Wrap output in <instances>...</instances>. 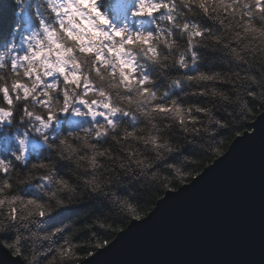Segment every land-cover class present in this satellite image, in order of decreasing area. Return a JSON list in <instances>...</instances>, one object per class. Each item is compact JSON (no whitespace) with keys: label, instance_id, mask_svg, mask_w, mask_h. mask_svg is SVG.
<instances>
[{"label":"clouds","instance_id":"1","mask_svg":"<svg viewBox=\"0 0 264 264\" xmlns=\"http://www.w3.org/2000/svg\"><path fill=\"white\" fill-rule=\"evenodd\" d=\"M260 117L264 0H0V264H94Z\"/></svg>","mask_w":264,"mask_h":264},{"label":"water","instance_id":"2","mask_svg":"<svg viewBox=\"0 0 264 264\" xmlns=\"http://www.w3.org/2000/svg\"><path fill=\"white\" fill-rule=\"evenodd\" d=\"M251 129L128 224L94 264H264V117Z\"/></svg>","mask_w":264,"mask_h":264},{"label":"trees","instance_id":"3","mask_svg":"<svg viewBox=\"0 0 264 264\" xmlns=\"http://www.w3.org/2000/svg\"><path fill=\"white\" fill-rule=\"evenodd\" d=\"M115 7H116V10L119 11L120 6H119V5H116ZM249 128H250V125L248 126L247 129H249ZM247 129H246V130H247ZM244 131H245V130H244ZM234 138H235V137H234ZM234 138H233V139H234ZM233 139H232V140H233ZM231 142H232V141H231ZM226 150H227V149H226ZM226 150H225V151H226ZM212 162H213V161H210L209 164H211ZM209 164H208V165H209ZM201 171H202V170H201ZM155 204H156V203H155ZM155 204H154V205H155ZM154 205L152 206V208L154 207ZM152 208H151V209H152ZM126 226H127V225H126ZM126 226H125V227H126Z\"/></svg>","mask_w":264,"mask_h":264},{"label":"bare ground","instance_id":"4","mask_svg":"<svg viewBox=\"0 0 264 264\" xmlns=\"http://www.w3.org/2000/svg\"><path fill=\"white\" fill-rule=\"evenodd\" d=\"M248 131H252V129H251V125H250V128L249 129H247ZM244 134V131H243V133H242V135ZM236 138V137H235ZM234 140V139H233Z\"/></svg>","mask_w":264,"mask_h":264},{"label":"rangeland","instance_id":"5","mask_svg":"<svg viewBox=\"0 0 264 264\" xmlns=\"http://www.w3.org/2000/svg\"><path fill=\"white\" fill-rule=\"evenodd\" d=\"M227 149H228V148H227ZM155 205H156V204H155ZM155 205H154V207H155ZM154 207H153V208H154ZM153 208H152V209H153ZM152 209H151V210H152ZM151 210H150V211H151ZM150 211H149V212H150ZM125 228H126V227H125ZM125 228H124V229H125ZM114 238H115V237H114ZM114 238H113V239H114ZM113 239H112V240H113Z\"/></svg>","mask_w":264,"mask_h":264}]
</instances>
